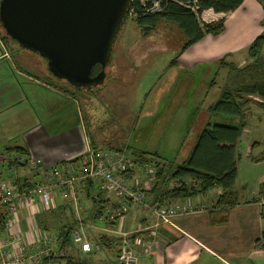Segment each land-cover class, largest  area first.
Segmentation results:
<instances>
[{"label":"crops","instance_id":"1","mask_svg":"<svg viewBox=\"0 0 264 264\" xmlns=\"http://www.w3.org/2000/svg\"><path fill=\"white\" fill-rule=\"evenodd\" d=\"M200 19L204 22L223 19L224 29L219 35L208 34L189 46L178 56V65L207 67L209 63L219 61L210 83L215 82L220 75L218 78L225 81V86L228 78L227 64L240 68L251 62L248 47L264 29L261 26L264 25L261 23L264 11L258 0H244L233 11L204 10ZM232 52L234 59L225 61L224 58ZM18 53L0 38V156L18 152L40 158L42 167H62L82 158L88 147L114 150L99 135L89 132L84 108L76 93L66 85L52 80L45 65H40V69L36 70V65L29 61V55ZM243 58L247 62L241 65ZM115 63L122 64L117 60ZM249 97L262 101L256 95ZM78 102L79 109L76 108ZM77 110L80 111L79 115ZM86 115L90 116L87 111ZM256 119L261 125L260 139L251 141L246 153L240 152L238 148L240 157L232 188L236 196L233 205L216 207L215 201L221 189L213 187L205 195L171 199L162 203L163 207L178 208L174 210L169 222L155 227L153 215L139 205L130 203L127 214L113 222L104 223L97 219L88 222V228L95 229L94 239L103 236L111 244L95 253H84L75 248L78 252L74 254L73 250L65 251L63 248L60 254L72 256L70 260L59 257L60 263L117 264L115 256L122 233L125 232L131 244L135 239L142 240V244L136 246L140 252V264H264V248L255 244L264 228V218L260 213L263 201H252L254 197H259V186L264 184V157L251 159L260 157L264 148L259 145L250 150L253 142H259L264 137V112ZM234 121L237 122L238 118ZM244 123L246 127V118ZM155 153L165 159L158 152ZM42 172L41 167L10 164L5 166L0 179L25 185L24 180L33 181ZM131 177L143 185L147 181L146 186L149 187L153 183L138 166L132 171ZM63 200L58 192L54 193L53 208L50 211L66 209ZM88 201L91 205V201ZM46 211L49 210L37 212L36 217ZM9 220L11 230L19 229L27 239L33 240L32 221L28 219L24 208L10 215ZM51 230L52 227L48 232ZM152 230L153 235L150 233Z\"/></svg>","mask_w":264,"mask_h":264},{"label":"rangeland","instance_id":"2","mask_svg":"<svg viewBox=\"0 0 264 264\" xmlns=\"http://www.w3.org/2000/svg\"><path fill=\"white\" fill-rule=\"evenodd\" d=\"M135 17L127 14L124 18L113 44L106 77L100 86L74 88L65 81L59 83L66 85L80 98L89 132L99 135L114 150L124 149L128 156H132L134 150L144 151L147 157L152 152H158L167 161L181 162L211 116L209 105L217 100L225 87V81L218 78L220 75L210 83L219 61L209 63L207 67L178 65L177 59L182 53L181 44L185 38L183 32L161 18L154 30L144 36L134 21ZM261 26L264 28V25ZM261 33L264 35V29ZM7 45L16 53L20 52L18 54L29 55V61L36 65V70L46 64L37 53L20 48L13 40L9 39ZM261 53L264 54V45ZM173 57L176 61L170 63ZM224 59L232 61L234 53ZM115 60L122 64L117 65ZM241 60V65L247 62L243 61L246 60L244 58ZM79 106L78 102L76 108L79 109ZM86 111L90 116L86 115ZM79 113L77 110V115ZM262 114L263 110L255 103L248 105L245 113L247 124L241 131L237 145L240 152H248L250 142L260 139L261 125L256 117ZM235 119L218 112L211 116V121L221 120L231 125H236ZM262 122L263 130L264 119ZM84 193L80 185L79 200L84 210V226L89 237L93 238L95 229L88 228L91 205ZM62 203L63 206L67 205L65 200ZM67 207L64 215L72 218L71 207ZM52 222L50 232L54 234L60 222L57 219ZM73 251L74 254L78 252L77 249Z\"/></svg>","mask_w":264,"mask_h":264},{"label":"trees","instance_id":"3","mask_svg":"<svg viewBox=\"0 0 264 264\" xmlns=\"http://www.w3.org/2000/svg\"><path fill=\"white\" fill-rule=\"evenodd\" d=\"M243 1L163 0L162 12L147 15L141 14V0H132L130 7L136 12L134 21L141 28L140 31L144 36L149 35L154 30L161 18L176 25L185 37L181 44V52H183L204 36L208 34L219 35L224 29L223 19L211 22L202 21L200 16L204 10L211 9L214 12H229L238 8ZM258 1L264 11V0ZM261 23H264V19ZM0 38L5 43L10 39L3 33L1 28ZM263 45L264 35L261 33L248 47V56L251 62L240 68L234 66V64H227V83L217 100L208 107L211 116L213 113L218 112L238 118L236 125L222 123L221 120L211 121L210 116L198 133L190 154L181 162L167 161L153 152L148 157L144 154V151L134 150L132 152V156L138 161H150L156 166L153 183L146 190L147 195L154 202L162 204L171 199L205 195L209 189L219 187L221 193L215 201V206L221 207L235 203L236 196L232 188L237 175V162L240 157L237 145L241 131L245 126V113L250 103H255L264 112V54L261 53ZM174 61H176V58H174ZM49 75L52 80L61 82L54 78L50 72ZM250 95H256L262 101L254 100L249 97ZM259 145L264 148V137L259 142H253L250 150L255 149ZM263 157L264 150L260 157H251V159L255 160ZM124 176L129 179L132 176V172L125 173ZM24 181L25 185H18L20 188L31 185L29 181ZM82 187L85 190V196L91 201V219L96 220L102 208L101 202L103 200L99 198V193L95 192L90 181L85 182ZM258 196L254 197L252 201H263L260 213L261 217L264 218V184L259 186ZM65 213V208L55 212L54 210H49L38 215L36 219L39 226H42L45 230H49L52 227V220L57 219L60 222L56 227L62 247L65 251H69L75 249L70 239V231L77 222L73 217L64 215ZM0 216L2 218V214ZM97 240L101 242L103 248L111 244L103 236ZM255 244L264 248V228L260 236L255 240ZM70 256L72 255L66 253L60 255V257L69 258V260Z\"/></svg>","mask_w":264,"mask_h":264},{"label":"built area","instance_id":"4","mask_svg":"<svg viewBox=\"0 0 264 264\" xmlns=\"http://www.w3.org/2000/svg\"><path fill=\"white\" fill-rule=\"evenodd\" d=\"M132 1V0H131ZM163 11V0H141V14H155ZM127 14L136 16L129 6ZM10 164L32 165L41 167L42 175L30 180V186L20 188L17 183L0 179V264H61L60 252L62 242L58 232L52 234L42 229L36 219L37 212L53 208L54 193L58 192L72 209L77 222L70 231L72 244L82 252L95 253L103 249L99 240L90 238L85 229L84 210L79 200V188L90 181L99 193L102 208L97 217L104 223L113 222L129 211V204L135 203L146 209L154 217V226L169 222L177 206L163 207L147 195L146 184L125 178L124 174L132 172L137 166L149 180H154L156 166L153 162H140L128 156L123 149H93L88 147L80 159L70 161L64 166L42 167V160L23 153L4 154L0 156V174ZM24 208L28 219L32 221L33 240L27 239L24 232L9 228L10 215ZM6 232V233H5ZM153 235L154 230L150 231ZM117 264H140L139 251L136 246L141 239L129 242L126 233H122Z\"/></svg>","mask_w":264,"mask_h":264},{"label":"water","instance_id":"5","mask_svg":"<svg viewBox=\"0 0 264 264\" xmlns=\"http://www.w3.org/2000/svg\"><path fill=\"white\" fill-rule=\"evenodd\" d=\"M131 0H0V28L37 53L54 78L100 86Z\"/></svg>","mask_w":264,"mask_h":264}]
</instances>
